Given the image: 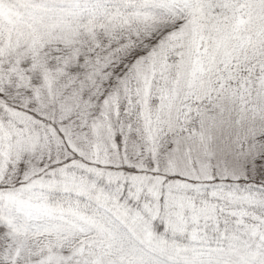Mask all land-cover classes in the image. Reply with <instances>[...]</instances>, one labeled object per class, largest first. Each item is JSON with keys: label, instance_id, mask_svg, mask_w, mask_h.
Instances as JSON below:
<instances>
[{"label": "snow or ice", "instance_id": "obj_1", "mask_svg": "<svg viewBox=\"0 0 264 264\" xmlns=\"http://www.w3.org/2000/svg\"><path fill=\"white\" fill-rule=\"evenodd\" d=\"M0 264H264V0H0Z\"/></svg>", "mask_w": 264, "mask_h": 264}]
</instances>
